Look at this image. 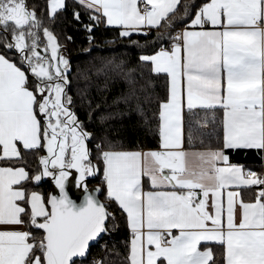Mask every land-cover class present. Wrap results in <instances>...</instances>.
I'll return each instance as SVG.
<instances>
[{"label": "snow or ice", "instance_id": "6c2138e0", "mask_svg": "<svg viewBox=\"0 0 264 264\" xmlns=\"http://www.w3.org/2000/svg\"><path fill=\"white\" fill-rule=\"evenodd\" d=\"M77 2L95 24L117 26L122 38L148 35L162 20L171 30L157 32L156 50L139 58L168 81L155 101L158 148L95 146L105 199L126 214L130 229L123 264H264V175L229 164L222 149L185 147L186 124L191 141L197 110H219L223 148L264 152V0ZM48 7L54 16L65 0H49ZM41 25L26 0H0V160L22 158L21 146L46 149L34 176L25 167L0 166V264H80L115 221L110 203L97 195L101 189L87 187V177L101 169L68 94L66 49L44 27L42 54ZM72 170L85 192L80 202L67 188ZM42 177H52L58 194L29 188Z\"/></svg>", "mask_w": 264, "mask_h": 264}, {"label": "trees", "instance_id": "16d2710c", "mask_svg": "<svg viewBox=\"0 0 264 264\" xmlns=\"http://www.w3.org/2000/svg\"><path fill=\"white\" fill-rule=\"evenodd\" d=\"M48 2L49 0H26L28 8L34 10L42 21L40 47L46 42L42 29L47 27L56 35L62 48L66 49L65 53L71 65V86L68 94L75 101L79 121L91 134L87 141L92 150L90 159L101 169L92 175L89 184L101 187L100 198L106 204L110 203L109 211L113 212L115 217V221L111 222L110 218L108 224L110 233L104 234L103 238L91 247L89 256L81 260L80 264H93L94 260H104L105 264H123V257L128 251L125 245L129 240L130 229L126 224V214L115 202L105 199L106 186L103 182L102 166L95 157V146L99 144L107 150L109 145L105 142L110 141L112 150L158 148L155 101L166 93L168 81L162 74L151 73L150 65L144 64L139 58L156 50L152 42L157 32L171 30L166 29L165 21L162 20L161 26L150 30L148 35L133 33L130 39L122 38L117 27L105 23L97 25L91 21L89 17L93 13L77 0H65L64 9L58 10L54 16L49 14ZM185 2L186 0H181V5ZM192 2L202 3L204 0ZM180 11H183L182 7ZM74 13H79V19ZM89 25L92 27L91 31L88 30ZM177 27L181 25L177 24ZM149 99L151 103L148 102ZM221 115L219 110H197V114L191 117L194 121L191 141L187 139L186 124L185 147L223 149L231 163L249 166L260 173L263 169V152L223 148ZM185 119H189L187 114ZM21 151L22 158L2 160V164L23 166L28 170L30 177L42 172L40 157L46 155V149L23 150L21 147ZM29 188L47 196L52 186L48 180L42 179L41 182L30 181ZM243 197L248 199L250 195L243 190ZM28 227L33 234L43 235L42 230L35 226ZM213 250L214 253L219 251L215 248Z\"/></svg>", "mask_w": 264, "mask_h": 264}, {"label": "water", "instance_id": "95a60500", "mask_svg": "<svg viewBox=\"0 0 264 264\" xmlns=\"http://www.w3.org/2000/svg\"><path fill=\"white\" fill-rule=\"evenodd\" d=\"M40 49L43 51V47H40ZM76 176H77L76 171L75 170H72V176L69 178V182L67 184V188L69 190V193H70L71 197L74 200H76L77 202H80L81 200L84 199L85 192H84V189L83 188H81V187H79V186L76 185V183H75ZM42 179L48 180L51 183V186H52L51 191H50L51 194H58V189L56 188L55 181L52 179V177H42ZM88 181H89V178H87V181H86L87 182V187H88L89 191H94L98 187L101 189V187L99 185H90L88 183ZM100 194H101V191L99 193H97V195H99V197H100ZM103 236H104V234H102V237L99 238L97 241L90 243V249H89V252L87 253L86 258L90 254L91 247L93 245L97 244L103 238ZM86 258H83L82 260H84Z\"/></svg>", "mask_w": 264, "mask_h": 264}, {"label": "crops", "instance_id": "0c3cea01", "mask_svg": "<svg viewBox=\"0 0 264 264\" xmlns=\"http://www.w3.org/2000/svg\"><path fill=\"white\" fill-rule=\"evenodd\" d=\"M48 5H49V2H48ZM48 11H49V14H50V10H49V7H48ZM51 15V14H50ZM112 27H117V26H112ZM118 28V27H117ZM22 147V146H21ZM155 149H157V148H154V149H145V150H139V151H142V152H146V151H149V150H155ZM186 150H188V151H190V152H200V151H207V150H216V149H207V148H201V149H198V148H192V149H189V148H186ZM223 150V149H222ZM134 151V150H133ZM13 159H17V158H13ZM189 164H190V166L191 167H193V168H196V167H198L199 166V164H200V161H199V159L197 158V157H195V156H193V157H191L190 158V160H189ZM229 164H235V163H231L230 161H229ZM237 165H239V166H243L245 169H250L251 171H254L251 167H245L244 165H241V164H237ZM263 169H262V171L260 172V173H257L258 175H263V173H264V152H263ZM0 166H13V165H7V164H2V160H0ZM16 167H23V166H16ZM26 169V168H25ZM26 171H28L27 169H26ZM145 182H146V186H145V188L147 189L148 187H149V183H148V180L147 179H145V181H144V184H145ZM105 186H106V184H105ZM232 190H235V189H232ZM243 190H245L243 187L240 189V191H241V194H242V196H243ZM246 193L248 194V195H250L251 196V192H249V191H246ZM16 227H19V226H16ZM23 230H29V227L28 226H26V227H24L23 228ZM30 231V230H29ZM212 243H214V242H209V246L211 247V244Z\"/></svg>", "mask_w": 264, "mask_h": 264}, {"label": "rangeland", "instance_id": "374dc122", "mask_svg": "<svg viewBox=\"0 0 264 264\" xmlns=\"http://www.w3.org/2000/svg\"><path fill=\"white\" fill-rule=\"evenodd\" d=\"M63 55L69 60V57H68V55L65 53V51H63ZM97 156H98V153H95V157L97 158ZM91 157V156H90ZM98 160V159H97ZM98 162H99V160H98ZM42 166V165H41ZM43 167V166H42ZM92 176H89V177H87V178H91Z\"/></svg>", "mask_w": 264, "mask_h": 264}, {"label": "flooded vegetation", "instance_id": "af4514ba", "mask_svg": "<svg viewBox=\"0 0 264 264\" xmlns=\"http://www.w3.org/2000/svg\"><path fill=\"white\" fill-rule=\"evenodd\" d=\"M40 51H41V53L43 54V51L41 50V49H39ZM89 180H90V178H89ZM88 183H90L89 181H88Z\"/></svg>", "mask_w": 264, "mask_h": 264}, {"label": "built area", "instance_id": "2783aa9c", "mask_svg": "<svg viewBox=\"0 0 264 264\" xmlns=\"http://www.w3.org/2000/svg\"><path fill=\"white\" fill-rule=\"evenodd\" d=\"M263 175H264V173H263ZM112 213V215L114 216V213L113 212H111Z\"/></svg>", "mask_w": 264, "mask_h": 264}]
</instances>
